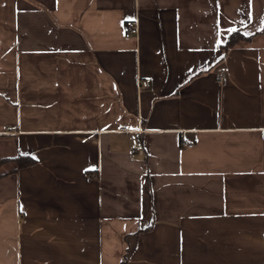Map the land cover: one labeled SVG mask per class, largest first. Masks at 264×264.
Listing matches in <instances>:
<instances>
[{
	"label": "crops",
	"instance_id": "crops-1",
	"mask_svg": "<svg viewBox=\"0 0 264 264\" xmlns=\"http://www.w3.org/2000/svg\"><path fill=\"white\" fill-rule=\"evenodd\" d=\"M0 264H264V0H0Z\"/></svg>",
	"mask_w": 264,
	"mask_h": 264
},
{
	"label": "built area",
	"instance_id": "built-area-1",
	"mask_svg": "<svg viewBox=\"0 0 264 264\" xmlns=\"http://www.w3.org/2000/svg\"><path fill=\"white\" fill-rule=\"evenodd\" d=\"M139 33V24L137 20L130 19L125 22V36L126 37H132ZM226 73L223 70L218 71L217 78L220 83H222L225 80ZM125 128V127H124ZM183 145L188 147H193L194 142L190 139H183L182 141Z\"/></svg>",
	"mask_w": 264,
	"mask_h": 264
},
{
	"label": "trees",
	"instance_id": "trees-1",
	"mask_svg": "<svg viewBox=\"0 0 264 264\" xmlns=\"http://www.w3.org/2000/svg\"><path fill=\"white\" fill-rule=\"evenodd\" d=\"M245 35H243L240 31L235 30L233 31L227 40L226 46H232L234 45L239 39L244 38ZM19 166L24 167L31 165L35 163V158L32 155H27V154H20L19 156L16 157Z\"/></svg>",
	"mask_w": 264,
	"mask_h": 264
}]
</instances>
